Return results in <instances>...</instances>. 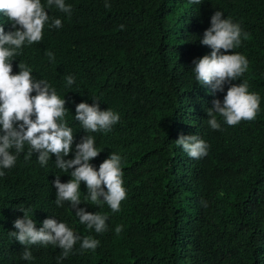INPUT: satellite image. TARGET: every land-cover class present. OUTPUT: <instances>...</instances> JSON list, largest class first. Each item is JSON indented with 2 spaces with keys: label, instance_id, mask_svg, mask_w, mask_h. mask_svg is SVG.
I'll return each mask as SVG.
<instances>
[{
  "label": "trees",
  "instance_id": "obj_1",
  "mask_svg": "<svg viewBox=\"0 0 264 264\" xmlns=\"http://www.w3.org/2000/svg\"><path fill=\"white\" fill-rule=\"evenodd\" d=\"M41 3L50 22L60 19L62 27L46 24L40 43L19 50L12 74L24 63L66 100L75 140L65 159L74 158L75 144L86 135L101 150L90 161L97 170L111 152L122 157L127 198L113 213L107 204L85 201L81 182L78 207L109 217L105 233L87 229L68 202L54 203L56 175L65 183L74 169L56 168L54 155L45 166L35 153L26 160L25 146L0 177V264H58L60 249L52 245L31 246L34 259H21L24 246L9 236L23 218L19 208L28 209L37 229L53 218L100 241L94 252L78 242L60 264H264V0H108L110 7L105 0H65L71 15ZM217 10L247 33L233 51L249 64L239 80L213 94L195 80L192 61L211 53L200 40ZM0 26L15 30L2 11ZM243 81L260 96L257 118L228 126L217 115L221 129L212 130L206 109ZM93 99L119 114L110 132L86 133L75 121L76 105ZM194 134L208 145L200 159L175 143Z\"/></svg>",
  "mask_w": 264,
  "mask_h": 264
},
{
  "label": "clouds",
  "instance_id": "obj_2",
  "mask_svg": "<svg viewBox=\"0 0 264 264\" xmlns=\"http://www.w3.org/2000/svg\"><path fill=\"white\" fill-rule=\"evenodd\" d=\"M190 2L200 5L203 0ZM52 6L71 15V5H66L65 0H47V7ZM105 7H110L108 0H105ZM0 11L15 29L5 33L3 26H0V177L5 175L4 169L15 166L17 156L24 152L25 146L28 148L26 160L32 154H38L41 166L47 165L54 155L56 168L64 173L74 169L70 172L71 179L65 183L61 182L60 175H56L53 181L56 189L54 203L63 207L68 202L80 224L89 230L94 229L97 234H103L108 230L109 217L78 207L82 203L80 185L84 182L87 188L85 201L98 207L107 204L113 213L119 212L122 201L127 198L123 186L122 157L111 152L97 170L90 161L97 158L101 150L96 147L95 138L86 135L75 144L74 158L65 159L72 152L75 140L73 130L65 119L68 112L66 100L46 80L35 79L32 69L24 63H19L18 74H12V61L20 54L19 50L25 44L40 43L46 24L60 28L62 21L51 19L50 22L41 0H0ZM223 15L219 10L212 15L211 26L204 31L200 40L203 46L211 49V53L192 61L195 80L200 86L210 87L213 94L223 92L225 84L239 80L249 64L245 56L233 51L241 46V37L246 38L247 33L243 32L240 24L230 18H222ZM46 55L49 60L55 59L51 51L46 52ZM73 83L74 77H66V86ZM33 92L35 95H32ZM93 100L92 104L81 102L76 105L75 121L86 133L110 132L119 122V114L111 109L101 110L97 102L99 100ZM212 105L206 109L209 117L207 123L212 130H220L217 115L228 126H236L241 121H254L260 111V96L250 92L247 82L243 81L239 85L231 84L223 101L214 99ZM175 143L192 159L207 155V143L195 134L180 135ZM19 209L24 214L23 218L14 221L16 231L9 232V236L24 246L21 259L25 261L34 259L31 246L52 245L59 248L57 261L60 264L73 252L78 242L82 251L94 252L100 244L98 239L82 237L66 223L53 218L45 219L37 229L28 209ZM122 230L120 225L115 227L117 235Z\"/></svg>",
  "mask_w": 264,
  "mask_h": 264
}]
</instances>
